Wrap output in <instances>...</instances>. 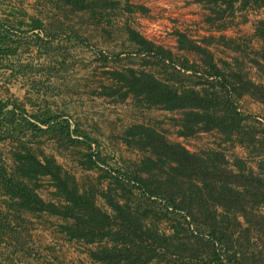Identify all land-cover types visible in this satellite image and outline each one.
I'll return each mask as SVG.
<instances>
[{
  "label": "trees",
  "instance_id": "trees-1",
  "mask_svg": "<svg viewBox=\"0 0 264 264\" xmlns=\"http://www.w3.org/2000/svg\"><path fill=\"white\" fill-rule=\"evenodd\" d=\"M196 1L207 10L204 21L215 29L231 24L235 12L264 7V0ZM36 2L41 6L37 12L17 5L0 18V57L33 49L43 59L39 69L50 72L64 67L68 55L51 37L65 29L79 37L73 23L63 21L68 14L86 10L90 22L99 23L119 5V0ZM46 2L53 8L49 22L40 16L47 12ZM124 29L127 51L147 57L138 67L104 70L106 81L96 93L165 110L175 135L211 131L215 146L190 150L151 124L131 122L117 137L136 158L126 160L121 170L107 164L91 145L95 139L77 122L46 101L26 108L17 97L0 96V264H17L32 254L30 228L35 224L75 242L94 264H264V250H247L252 224L263 220L257 209L264 205V124L243 112L238 101L247 94L264 104V62L251 58L260 77L253 81L228 60L216 59L208 47L215 39L241 51L231 36L195 39L176 31V48L197 55L189 59L135 28ZM253 36L260 40L257 53L264 60V17L253 21ZM9 62L16 75L40 71L28 61ZM35 83L30 80V87ZM223 143L242 146L245 156L226 157ZM67 150L73 166L96 168L97 174L77 176L65 167L57 157Z\"/></svg>",
  "mask_w": 264,
  "mask_h": 264
},
{
  "label": "rangeland",
  "instance_id": "rangeland-1",
  "mask_svg": "<svg viewBox=\"0 0 264 264\" xmlns=\"http://www.w3.org/2000/svg\"><path fill=\"white\" fill-rule=\"evenodd\" d=\"M160 1L119 0V5L113 9L114 13L104 14L99 23L90 22L86 10L76 11L72 15L68 14L69 19L63 21L73 23L79 37L70 36L68 29L51 37L53 45L67 50L68 55L63 64L64 67H56L57 70L51 72L44 68V70L39 69L41 67L39 62L43 59L33 49L17 52L15 56H1L0 88L6 85L8 90H0V96L17 97L24 102L26 108H30L32 102L37 104L46 101L51 108L68 116L71 122H77L89 137L95 139L96 144L91 143V145L100 150L107 164L119 167L121 170L124 168L123 164L126 163V160L136 158V152L126 147L117 137L122 129L131 122L141 121L151 124L162 130L169 139L180 141L190 150L198 151L214 147V137L211 131H200L189 137L175 135L173 127L167 120L170 113L165 110L136 107L129 98L118 101L108 96L98 95L96 91L100 89V82L106 81V73L103 71L121 68L125 65L138 67L141 65V60L147 57L145 54L136 55L132 51H127L130 49L125 39L124 26L128 25L155 44H161L173 52L175 51L174 30L177 29L195 39L207 34L217 36L220 32L231 36L242 47V50H234L213 39L208 47L212 50L214 57L228 60L232 67L240 70L244 76L253 81H259V72L251 58L254 57L262 62L264 60L257 53V50L261 49V44L260 40L253 36V21L264 17V7L247 8L235 12L231 24L222 29H215L204 21V14L207 11L204 6H202L203 10H193V13H197L196 17L185 18L182 16L183 13L174 14L172 11H166V2ZM123 4L130 6L126 9ZM134 4H140L143 9L133 7ZM17 5H22L33 13L41 10V6L37 4L36 0H0V18L9 12L11 6ZM50 6V3L46 2L44 10L47 12L44 14L41 11L40 16L44 18L45 22L52 19L49 14L53 8ZM8 15L11 18V15ZM57 16L59 17L61 14ZM61 19L63 18L61 17ZM175 52L184 54L190 59H197V55L193 51ZM102 54H105L106 58ZM9 59L31 62L34 69L38 68L40 71H32L31 75H16L14 70L10 71L9 63L11 62ZM2 63L7 65H1ZM11 73L12 75H10ZM30 80H35L37 86L30 87ZM27 97L31 102L26 99ZM238 101L243 112L252 115L264 124L263 103L252 99L247 94H243ZM222 146L228 158L232 154L239 156L246 154L244 148L238 144L223 143ZM45 149L48 150L46 144ZM64 154L62 157H57L58 161L65 167L74 170L77 176L84 173L94 177L97 174L96 168L84 171L76 168L68 159L69 151H65ZM248 163L252 165L253 169H256L253 160H249ZM102 166L104 167V165ZM39 193L43 197L47 196L45 188H40ZM257 210L262 214L263 220L252 224L249 245H247L248 248L246 247L247 250L255 251V253L264 250V205L259 206ZM30 235L32 246L30 256L32 258L28 256L17 259V264H47L46 261L50 260L53 264H94L89 261L82 247L73 241L59 237V234L53 232L51 227L35 224L30 228Z\"/></svg>",
  "mask_w": 264,
  "mask_h": 264
},
{
  "label": "crops",
  "instance_id": "crops-1",
  "mask_svg": "<svg viewBox=\"0 0 264 264\" xmlns=\"http://www.w3.org/2000/svg\"><path fill=\"white\" fill-rule=\"evenodd\" d=\"M160 2H166V7H167L166 11H172L174 14L183 13L182 16L185 18L196 17L197 13L196 12L193 13V10H197V9L203 10L202 3L196 0H172V1L161 0ZM176 31H182V30L180 29L174 30V49L175 51H181L182 49L176 48V33H175ZM175 51L174 53L178 54Z\"/></svg>",
  "mask_w": 264,
  "mask_h": 264
}]
</instances>
